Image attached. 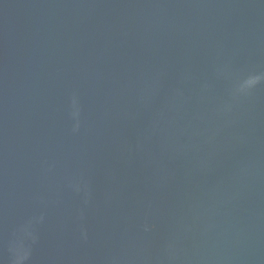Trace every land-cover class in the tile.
I'll return each instance as SVG.
<instances>
[{"label":"water","instance_id":"1","mask_svg":"<svg viewBox=\"0 0 264 264\" xmlns=\"http://www.w3.org/2000/svg\"><path fill=\"white\" fill-rule=\"evenodd\" d=\"M0 264H264V0H0Z\"/></svg>","mask_w":264,"mask_h":264}]
</instances>
